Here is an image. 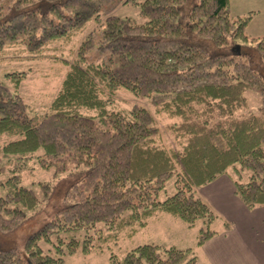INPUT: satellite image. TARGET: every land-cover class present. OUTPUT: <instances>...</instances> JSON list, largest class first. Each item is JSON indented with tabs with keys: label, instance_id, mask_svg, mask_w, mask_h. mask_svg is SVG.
<instances>
[{
	"label": "trees",
	"instance_id": "trees-1",
	"mask_svg": "<svg viewBox=\"0 0 264 264\" xmlns=\"http://www.w3.org/2000/svg\"><path fill=\"white\" fill-rule=\"evenodd\" d=\"M134 3L147 24L114 14ZM251 17L233 19L229 0H0V56L16 48L39 56L72 43L96 22L68 66L61 89L41 121L20 94L28 71L0 83V264H66L134 237L150 220L169 215L189 227L203 223L200 248L217 232L220 215L200 188L233 180L249 210L264 206V39L246 34ZM124 90L151 98L149 108L117 107ZM248 92L259 95L250 111ZM172 123L167 143L157 118ZM28 164L64 183L54 201L25 185ZM240 180V179H239ZM172 182L176 192L160 196ZM53 204L51 217L20 240L14 235ZM106 229L102 230L99 225ZM225 230L232 223L226 222ZM111 264H199L194 250L141 245Z\"/></svg>",
	"mask_w": 264,
	"mask_h": 264
},
{
	"label": "rangeland",
	"instance_id": "rangeland-1",
	"mask_svg": "<svg viewBox=\"0 0 264 264\" xmlns=\"http://www.w3.org/2000/svg\"><path fill=\"white\" fill-rule=\"evenodd\" d=\"M229 1L230 15L233 19L251 17L246 28L247 36L264 39V0ZM137 2H142V0H137ZM114 14L123 18H129L137 25H145L148 21L147 18L140 14L139 6L134 5V3L116 5ZM96 25V22L90 23L86 32L79 35L72 43H55L49 50L39 56H32L16 48L8 49L4 55L0 56L1 85L13 86L12 77H8V74L22 71L29 72L28 79L21 85L20 94L29 105V114L34 118L35 122L41 121L48 111L49 106L61 89L68 66L77 58V51L81 42L85 39L89 30L94 29ZM246 96L249 100L250 111L256 112L260 106L259 95L254 92H248ZM150 99L145 97L138 98L127 91L121 90L116 95V105L120 109L127 110L134 104H139L149 108L153 112L154 109L150 105ZM157 123L163 131L164 140L167 143H171L173 137L166 131V126L172 123V120L167 117L158 116ZM2 143L3 141L1 140L0 147ZM2 163L3 160L0 164ZM28 167V169L32 168V170L25 173V185L32 188L39 200L43 201L40 207L44 205L47 199L44 189L40 185L41 182H50L51 187L54 188V201L58 202L57 200L62 196L65 186L59 180L60 178L54 177L53 171H41L37 168V165L28 164ZM10 175L12 174H3V176H0V180H5ZM250 175L251 173L248 170H241L242 177L240 178V174L235 172L234 169H230L226 175L200 188L201 197L212 208L216 209L215 211L219 215H222L212 226V229L218 233L217 236L223 234L225 230L224 225L226 222H230L227 217L238 218L242 216L243 211L251 212L245 208L239 197L234 195L235 186L233 183V180L247 183ZM175 192L176 189L173 183L170 182L166 191L161 194L160 200H164L168 195H173ZM53 208V204L47 207L43 215L31 222L29 229L24 228L18 231L14 235V239L20 240L26 232L34 231L44 225L51 217ZM99 228L102 230L106 229L103 224L99 225ZM202 228L207 229L203 223H197L195 226L189 227L183 221L169 215H160L159 218L150 220L148 226L134 237L123 234L120 236V241L117 244L104 246L102 250L97 249L89 254H84L80 250L74 255H65L64 259L66 264H111L109 259L111 253H114L118 258H122L126 252L138 246L154 244L165 247L175 246L179 249L191 248L197 255V262L199 264H210L200 249L196 247L197 236L200 235Z\"/></svg>",
	"mask_w": 264,
	"mask_h": 264
},
{
	"label": "crops",
	"instance_id": "crops-1",
	"mask_svg": "<svg viewBox=\"0 0 264 264\" xmlns=\"http://www.w3.org/2000/svg\"><path fill=\"white\" fill-rule=\"evenodd\" d=\"M247 210L238 218L227 217L231 230L198 248L210 264H264V206Z\"/></svg>",
	"mask_w": 264,
	"mask_h": 264
}]
</instances>
